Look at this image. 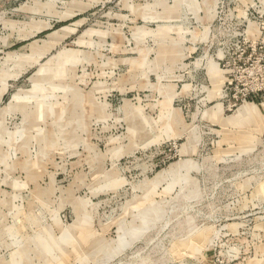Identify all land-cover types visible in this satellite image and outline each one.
Wrapping results in <instances>:
<instances>
[{
    "label": "rangeland",
    "instance_id": "1",
    "mask_svg": "<svg viewBox=\"0 0 264 264\" xmlns=\"http://www.w3.org/2000/svg\"><path fill=\"white\" fill-rule=\"evenodd\" d=\"M0 264H264V0H0Z\"/></svg>",
    "mask_w": 264,
    "mask_h": 264
},
{
    "label": "bare ground",
    "instance_id": "2",
    "mask_svg": "<svg viewBox=\"0 0 264 264\" xmlns=\"http://www.w3.org/2000/svg\"><path fill=\"white\" fill-rule=\"evenodd\" d=\"M250 106L249 105H247V104H245V105H243L242 107H241V109H242V111H244L245 110V113L247 112H249L251 109H248ZM247 109V110H246Z\"/></svg>",
    "mask_w": 264,
    "mask_h": 264
}]
</instances>
